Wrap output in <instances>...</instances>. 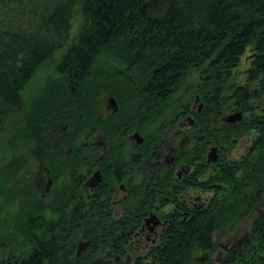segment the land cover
<instances>
[{"label": "trees", "instance_id": "trees-1", "mask_svg": "<svg viewBox=\"0 0 264 264\" xmlns=\"http://www.w3.org/2000/svg\"><path fill=\"white\" fill-rule=\"evenodd\" d=\"M249 47L253 57L247 84H235L234 70ZM103 58L139 79L135 102L130 101L134 106L127 109L134 111L100 125L93 113L89 119L98 128L87 131L84 100L90 94L97 101L99 84L89 87ZM45 67L59 74L60 90L41 92L28 104L26 89ZM195 70L203 81L198 96L206 104L201 118L209 119L212 111L247 115L236 126L205 120L193 130L188 158L203 161L199 171L178 184L166 170L149 173L140 184L141 196L125 203L119 219L112 203L115 189L105 176L92 193L73 198L87 176L80 170L104 169L115 144L136 129L147 130ZM263 96L264 0H0V134L17 132L22 139L37 134L35 139L71 151L58 165V174L70 179L56 215L45 214L44 201H25L21 212L3 224L0 264H115L135 254L131 241L151 213L166 225L138 264H201L197 255L218 250V230L252 218L251 230L218 264H264V212L259 213L264 206V108L258 112L253 104ZM180 112L192 114L189 106ZM96 131L113 145L102 161L93 147L79 146ZM245 134L254 136L251 147L240 160H230L234 140ZM147 139L129 163L116 167L115 181L135 173L144 159H154L150 145L164 142L159 136ZM212 146L221 149L222 159L207 175ZM187 186L214 195L203 207L192 208L181 196ZM169 203L172 210L162 211Z\"/></svg>", "mask_w": 264, "mask_h": 264}, {"label": "rangeland", "instance_id": "rangeland-1", "mask_svg": "<svg viewBox=\"0 0 264 264\" xmlns=\"http://www.w3.org/2000/svg\"><path fill=\"white\" fill-rule=\"evenodd\" d=\"M253 52L251 47L247 48L245 54L241 58L239 67L234 70L232 82L235 84L246 85L247 75L246 72L251 66ZM112 62L107 61L103 58L99 60L96 66L95 72L92 75L89 89L94 84H99V94L96 98L97 101H91L92 98L86 96L85 102L86 107V125L87 131L90 129L94 130V127L98 128V124L120 116L127 112L132 113L134 110L128 108L134 106L130 105L135 97L133 92L137 84L140 82L135 77L124 73L122 69L113 68ZM201 72L195 70L191 72L186 82L182 85L176 95L173 97L171 103L167 108L158 111L154 118H152L146 125L149 128L147 130H134L130 137L126 140H120L115 144V151H113L110 161L104 165V169L101 168L103 177L107 178V183H110L115 191L113 196V202L116 207V212L120 217L125 209L126 202H136L137 198L141 196L140 184L143 177L151 171L152 164L151 159H146L143 165H140L135 173L129 174L122 182L115 181L114 171L116 167L121 165L123 162H127L130 159V155L137 149L135 141L132 136L139 132L140 135L145 139L143 146H147L149 136H159V139L163 142L170 140V137L179 130L177 122H175V114L179 112L184 106L189 105L194 111H199V107L203 106V114L206 113V104L203 101H197L198 92L197 86L202 84L200 76ZM60 83H63L59 74L51 67H45L40 69L30 85L26 89L27 102L30 104L31 99L37 98L41 92L46 90H60ZM111 99H114L117 104V111L114 112L111 104ZM253 104L259 108V111L264 108V96L258 100H254ZM238 110H231L225 112H215L214 116H208L209 119H205L208 122H215V119L220 123L217 125H223V117L229 115H235ZM93 113H97L100 120L94 125L90 121L89 117L93 116ZM114 113V114H113ZM210 113V114H211ZM170 115H172L171 118ZM220 116V118L218 117ZM76 117V114L74 115ZM211 117V118H210ZM217 117V118H216ZM97 124V125H96ZM7 132V131H6ZM6 132L0 134V232L4 230L3 224H9V222L21 212V208L24 207L25 201L31 199H39L47 204L48 209L45 214L55 216L58 209V202L61 198V192L65 184L69 183L70 175L58 174V165L60 162H64L68 159L71 154L69 149L64 147H57V144L53 143L48 145L43 140L35 139L37 134H32L24 137L17 134V132H11L8 135ZM156 133V134H154ZM254 136L241 137L238 143L235 145L233 152L231 153L230 160H240L246 155L248 149L251 147ZM80 147H86V144L92 145L94 149L99 153L98 158L102 161L108 147L113 146L111 143L104 141L103 136L96 131L95 134L89 133L88 137L84 138L79 142ZM130 168V167H129ZM127 168V170H129ZM83 168L80 170L83 174H88L91 171L90 177H92L98 168ZM211 173L208 170L207 175ZM71 174V173H70ZM107 176V177H106ZM51 182L52 186L48 189V185ZM136 191V192H133ZM82 190H77L73 195V198L78 199L77 194L81 193ZM138 192V193H137ZM187 200L194 201L197 205L200 202L197 198H202L201 204H205L208 198L214 195L213 192L202 193L200 191H191ZM169 202V200H167ZM173 205L167 204L162 211L172 210ZM159 212V211H158ZM264 212V206L261 208L259 213ZM154 214V213H153ZM160 218V216L158 215ZM252 219H247L240 227H232V225L226 226L218 230L214 239L218 245V250L214 253H200L197 255L198 261L201 264H218V260L231 249L236 242L241 238L242 235L249 232L252 226ZM151 226H154L151 224ZM163 227L156 229V234L149 235L150 241L146 240V236L141 238L140 242L136 244L134 241L135 256H143L146 251L153 245V240L158 239V234L163 231ZM147 231V230H146ZM1 235V234H0Z\"/></svg>", "mask_w": 264, "mask_h": 264}, {"label": "flooded vegetation", "instance_id": "flooded-vegetation-1", "mask_svg": "<svg viewBox=\"0 0 264 264\" xmlns=\"http://www.w3.org/2000/svg\"><path fill=\"white\" fill-rule=\"evenodd\" d=\"M197 101H201L199 96L197 98ZM186 106H189V105H186ZM115 109H117V108L113 107V110H115ZM189 109L191 110L192 114H189V113L181 114L180 111L175 114L174 120H175V122H177V124L179 126V128H178L179 130H177L174 133V135H172L170 137V140L165 141L163 144H158L157 146L155 145V143L150 145L149 151L153 152V150H154L156 155H155L154 159H151L152 169L146 175H148L149 173H152V172L155 174V173L161 172L162 170H166V173H168V175L172 176L173 182L178 184L179 182H183L186 179L190 178L191 175L194 174V172L199 171L198 166L200 164H203V161L193 162L188 157H189V154H193V149H194V140H193L192 132L197 127H202V125H204L206 123V121L204 120L203 117L202 118L200 117L203 114V111H202L203 106L199 107V111H194L192 108H189ZM114 112H116V110ZM238 113H242V120L241 121H237L235 123L234 122H228L229 117L236 116ZM238 113H236L235 115H229L225 118L223 117V119H224L223 126L224 127L236 126L238 123L242 122L247 117V115H245L241 111H239ZM213 114L215 115V113H211L210 116L211 117L214 116ZM171 117H172V115H170L169 118H171ZM218 117L220 118L219 115H218ZM214 123H220V122L215 119ZM136 133H139V132H136ZM246 136H250V135L245 134L243 137H246ZM131 139H133V137ZM133 140L135 141V146L137 148L135 151H137L139 149V147L143 146L145 143V139L141 145H138V141L136 139H133ZM234 141H235V145H236L239 140L235 139ZM86 147H89L90 149H92V145L86 144ZM212 147L210 149H212ZM217 148H218L219 161H220L222 159L221 149L219 147H217ZM180 149L183 152L182 155H186L187 157L181 158L182 155L180 156L179 154H177V152ZM209 153L210 152H208V154H207L208 156H209ZM208 156H207V161H206L207 164L209 165L207 167L208 170L213 171V170L218 169L219 163H208ZM145 161H147V160L144 159L140 165H143ZM129 162L130 161H127V163H129ZM119 166L120 165H118L117 167H119ZM132 167H135V165H133ZM91 171L88 172L83 185L79 189V190H82V192L77 194V196L81 197L84 194L92 193L93 190H96L100 185H102V183H104V181H106V179L103 177L101 170H97V172L92 177H90V175L92 173ZM98 172H100L102 180L100 183H98V185L96 187L93 188L92 186H93V183L95 180L94 177L96 176V174ZM146 175H145V177H143V179L147 177ZM51 186H52V184L50 182L48 185V189H50ZM170 187L173 188V186H170ZM185 188H186V191H184V194L181 195L184 199L189 198L188 196H190L189 194L191 191H200L202 193H206L205 190H196L193 187H189V186H187ZM86 189H87V191H86ZM61 194H63V192H61ZM197 201L200 202V205H197L191 199L188 201L189 202L188 204L192 208L203 207L207 203L208 200L206 201L205 204H201L202 198L199 196L197 198ZM112 203H115V202H112ZM115 209H116V207L114 208V216L117 219H119L120 217H122L125 214V209H124L123 213L119 217ZM151 216H156L158 218V220L160 221V223L157 225H155L153 222L147 223L146 220L148 218H150ZM151 224H153L154 226H151ZM165 225H166V222L164 220H161V218H159L158 215L151 213L149 217L145 218V222H144L142 228L139 229L134 234L133 240L131 241V244L134 245L135 244L134 241L136 242V244L139 243L141 238H143L144 236H146L147 241H150V238H149L150 233L156 234V229H158L160 227L164 228ZM160 233L158 234V238H159ZM156 241H157V239L153 240V243H156ZM139 257H142V256H135L134 254H128V255H126L125 258H121L123 260H121L120 258H117L115 261V264H138L137 258H139ZM144 262H145L144 264H151V262L149 260H144Z\"/></svg>", "mask_w": 264, "mask_h": 264}, {"label": "water", "instance_id": "water-1", "mask_svg": "<svg viewBox=\"0 0 264 264\" xmlns=\"http://www.w3.org/2000/svg\"><path fill=\"white\" fill-rule=\"evenodd\" d=\"M111 104L113 107L117 108V104H116V101L114 99H111ZM115 110L117 111V109H115ZM241 120H242V113H238L236 116H232V117L228 118V122H234V123L237 121H241ZM132 137H133V139H136L138 141V145H141L144 142V138L139 133H135ZM218 160H219L218 148L213 147L209 153V156H208V163H217ZM94 179L95 180H94V183L92 186L93 188L96 187L98 185V183H100L102 180L100 172H98L96 174ZM146 221H147V223L153 222L155 225L160 223V221L158 220V218L156 216H151Z\"/></svg>", "mask_w": 264, "mask_h": 264}]
</instances>
